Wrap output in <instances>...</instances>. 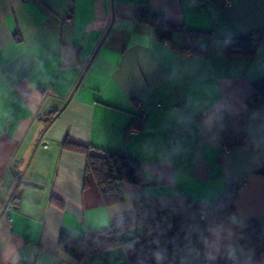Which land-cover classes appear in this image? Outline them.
Returning <instances> with one entry per match:
<instances>
[{
    "label": "crops",
    "instance_id": "crops-1",
    "mask_svg": "<svg viewBox=\"0 0 264 264\" xmlns=\"http://www.w3.org/2000/svg\"><path fill=\"white\" fill-rule=\"evenodd\" d=\"M138 11L219 40L264 27V0H0V264H127L121 248L76 263L58 241L133 215L140 194L208 204L235 186V213L264 233V101L252 89L264 36L252 55L230 57L203 40L204 58L180 51L178 36L158 39ZM225 131L245 143H220ZM65 139L138 161L147 186L125 183L105 205ZM26 163L23 178L41 186L20 183L7 203Z\"/></svg>",
    "mask_w": 264,
    "mask_h": 264
},
{
    "label": "trees",
    "instance_id": "trees-1",
    "mask_svg": "<svg viewBox=\"0 0 264 264\" xmlns=\"http://www.w3.org/2000/svg\"><path fill=\"white\" fill-rule=\"evenodd\" d=\"M136 18L153 26L158 39L175 42L173 38L178 36L180 51L204 58L208 54L209 43L200 47V42L203 40L215 43L222 55L230 57L234 54L252 55L260 46L264 36V27H260L249 34H239L236 37L219 40L210 32L189 29L183 24H172L161 13L138 11ZM252 89L264 101V78L253 82ZM251 107H256V104H252ZM140 115H137L131 124L139 129L142 128ZM220 143L232 147L245 143V138L242 134L225 131L221 134ZM61 147L84 155L85 173L94 179L105 205H113L121 201L122 187L125 183L140 189L147 186L143 166L129 156L94 151L90 146L67 139L62 142ZM236 198L235 186L228 187L215 201L208 204L196 202L180 193L156 198L136 195L132 198L133 215L112 223L105 229L86 233L78 239L62 233L58 246L60 251L74 259L76 263L81 262L91 253L121 248L122 258L127 264H155L151 252L157 246L152 243L153 239L159 238L160 246L166 247L171 254L174 245L183 237V226L190 214L195 213L199 218L202 208H206L213 216L233 213ZM52 201L59 202L54 197ZM244 222L246 227L243 230L242 243L252 247L256 254L264 252V233L258 223L253 218ZM217 264H226V262L220 259Z\"/></svg>",
    "mask_w": 264,
    "mask_h": 264
},
{
    "label": "clouds",
    "instance_id": "clouds-1",
    "mask_svg": "<svg viewBox=\"0 0 264 264\" xmlns=\"http://www.w3.org/2000/svg\"><path fill=\"white\" fill-rule=\"evenodd\" d=\"M192 118L189 115L177 123L183 125ZM174 151L178 152L179 148ZM245 227L243 218L235 212L213 216L202 208L199 218L195 213L187 217L183 237L174 245L171 254L166 247L160 246L159 238H155L152 243L157 247L151 256L155 264H217L220 259L226 264H255L254 250L242 243Z\"/></svg>",
    "mask_w": 264,
    "mask_h": 264
},
{
    "label": "water",
    "instance_id": "water-1",
    "mask_svg": "<svg viewBox=\"0 0 264 264\" xmlns=\"http://www.w3.org/2000/svg\"><path fill=\"white\" fill-rule=\"evenodd\" d=\"M48 119H50L49 116L43 118L44 121H46V120H48ZM23 173H24L23 170L20 171V172H18V178H17V181H16V183H15V185H14V187H13V190H12L10 196H9V199L7 200V203H8V201L10 200L11 196L13 195L14 191L16 190L17 186H18L20 183H22V184H26V185H31V186H39V187L41 186L39 183H36V182H34V181L27 180V179L23 178ZM13 202H14L15 204H18V203H19V199H14ZM7 203H6V204H7Z\"/></svg>",
    "mask_w": 264,
    "mask_h": 264
},
{
    "label": "rangeland",
    "instance_id": "rangeland-1",
    "mask_svg": "<svg viewBox=\"0 0 264 264\" xmlns=\"http://www.w3.org/2000/svg\"><path fill=\"white\" fill-rule=\"evenodd\" d=\"M32 151H34V146H33V148H32V150H31V152H30V154H29V158H28V160H27V163L30 161V158H31V156H32ZM27 163H26V165L23 167V171L25 172V170L27 169ZM26 179V178H25ZM28 180V179H27ZM18 192L16 191V194H17Z\"/></svg>",
    "mask_w": 264,
    "mask_h": 264
},
{
    "label": "built area",
    "instance_id": "built-area-1",
    "mask_svg": "<svg viewBox=\"0 0 264 264\" xmlns=\"http://www.w3.org/2000/svg\"><path fill=\"white\" fill-rule=\"evenodd\" d=\"M2 211H3V212L5 211V206H4V208L2 209Z\"/></svg>",
    "mask_w": 264,
    "mask_h": 264
}]
</instances>
